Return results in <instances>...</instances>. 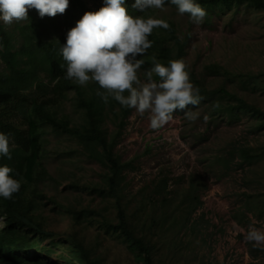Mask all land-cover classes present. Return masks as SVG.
I'll return each instance as SVG.
<instances>
[{"label":"trees","instance_id":"obj_1","mask_svg":"<svg viewBox=\"0 0 264 264\" xmlns=\"http://www.w3.org/2000/svg\"><path fill=\"white\" fill-rule=\"evenodd\" d=\"M195 2L206 9V21L217 11L225 12L241 5L264 11V0ZM166 3L177 8L170 0ZM100 4L104 6V0H69L65 13L55 17L41 18L38 11L31 8L28 19L13 23L12 27L0 20V133L9 135L11 155V159L0 156V166L8 165L14 170L11 175L21 180V188L12 199L0 197V264H50L52 258L63 264H105V259L87 245L85 236L78 231L92 225H99L121 239L137 264H161L156 231L189 224L200 203L199 185L193 182L184 201L175 206L178 213L174 210L172 213L167 176L153 186L142 188L138 192L139 199L127 195L126 173L135 169L137 159L123 161L116 149L133 109L121 106L112 98L104 103L97 95V91L103 90L94 81L81 86L65 78L67 64L60 48L66 43L67 33L85 12L98 11ZM125 4L136 12V17L146 19L154 15L153 9L145 12L135 9L134 0H125ZM185 15L190 20L189 15ZM158 19L168 22L170 28H155L148 37L152 47L143 57H138L145 61L139 76H144L145 70L154 66L153 57L165 66L174 59L183 58L186 62L189 36L182 38L174 21ZM188 70L191 82L200 90L202 99L198 105L207 107L211 119L227 118L237 122L242 114H248L255 120L256 129L264 130V108L249 98L253 92L263 91V70L233 71L219 62L205 64L201 73L190 66ZM211 77L223 81L212 87L208 80ZM154 79L159 78L154 76ZM192 107L189 105L175 113ZM51 136L65 137L74 142L76 148L64 151L66 153L50 149ZM79 152L98 163L105 172L101 180L90 184L78 182L74 174H65L66 189L104 202L113 201L110 212L113 218L107 214L109 207L90 209L80 202L67 206L56 195L49 196L43 190L50 181L57 186L61 184L50 175L48 158ZM218 159L235 161L239 167L250 166L264 159V145L254 148L240 145L229 153V158L222 155ZM49 204L54 206L51 211L61 209L69 216L71 227L67 232L54 231L46 223L42 214ZM249 205L250 202L246 204ZM250 211L255 217H262Z\"/></svg>","mask_w":264,"mask_h":264},{"label":"rangeland","instance_id":"obj_2","mask_svg":"<svg viewBox=\"0 0 264 264\" xmlns=\"http://www.w3.org/2000/svg\"><path fill=\"white\" fill-rule=\"evenodd\" d=\"M125 6L136 17V12ZM153 13L152 18L174 21L182 38L189 36L186 62L196 73L212 62L233 71H264L263 10L241 5L225 12L217 11L210 21L204 19L199 25L190 23L185 14H179L177 8L167 3L162 9H153ZM140 78L145 79L142 75ZM208 80L212 87L223 81L216 77ZM249 98L264 108V89L253 92ZM67 108L71 109L70 103ZM247 144L253 148L264 145V130L258 131L255 120L248 114H242L237 122L211 119L207 107L197 105L183 113H174L168 124L153 130L149 127V114L141 115L133 109L116 149L123 161L137 159L135 169L126 173V194L139 199L142 188L153 186L167 176L173 213L175 206L184 201L188 187L193 182L199 185L200 203L190 223L156 231L161 264H264V247L254 246L245 239L249 225L264 229V159L244 167L235 161L218 159L222 155L229 158L235 147ZM49 147L66 153L74 150L76 144L65 137L51 136ZM47 162L50 175L55 182H61L59 186L51 181L43 186L49 196L56 195L67 206L80 202L90 209L109 207L107 214L113 218L110 213L113 201L104 202L72 192L66 189L68 181L63 179L65 174H74L80 183L98 182L104 168L80 152L71 156L51 155ZM53 207L49 204L42 216L50 229L67 232L71 227L69 216L61 209L51 211ZM250 210L262 217H255ZM78 231L85 236L87 245L105 259V264H137L126 244L99 225ZM49 263L63 264L54 258Z\"/></svg>","mask_w":264,"mask_h":264},{"label":"clouds","instance_id":"obj_3","mask_svg":"<svg viewBox=\"0 0 264 264\" xmlns=\"http://www.w3.org/2000/svg\"><path fill=\"white\" fill-rule=\"evenodd\" d=\"M165 3L166 0H134L133 7L145 12L162 9ZM170 3L179 14L187 13L193 24L203 23L207 16L206 9L195 0H170ZM68 6L69 0H0V20L6 25L26 20L31 8L41 18L55 17L65 13ZM158 27L167 30L170 25L162 19L133 17L125 0H104V6L98 11L85 12L68 31L66 43L60 48L67 64L65 78L81 86L96 82L103 90L97 91V95L104 103L112 98L141 115L148 113L149 127L161 129L176 111L198 105L202 97L199 88L191 82L189 66L183 58L170 60L165 66L153 57L154 66L145 70V79L140 78L139 71L145 61L138 57H143L152 47L148 37ZM9 141V135L0 133V156L11 159ZM13 172L8 165L0 166V197L4 199H12L21 188V180L14 178ZM245 239L254 246L264 247V229L249 225Z\"/></svg>","mask_w":264,"mask_h":264}]
</instances>
